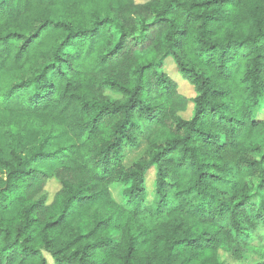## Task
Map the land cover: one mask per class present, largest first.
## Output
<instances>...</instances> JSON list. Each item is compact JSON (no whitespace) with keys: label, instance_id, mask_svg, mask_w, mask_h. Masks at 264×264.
Instances as JSON below:
<instances>
[{"label":"trees","instance_id":"1","mask_svg":"<svg viewBox=\"0 0 264 264\" xmlns=\"http://www.w3.org/2000/svg\"><path fill=\"white\" fill-rule=\"evenodd\" d=\"M262 107L264 0H0V264H264Z\"/></svg>","mask_w":264,"mask_h":264},{"label":"rangeland","instance_id":"2","mask_svg":"<svg viewBox=\"0 0 264 264\" xmlns=\"http://www.w3.org/2000/svg\"><path fill=\"white\" fill-rule=\"evenodd\" d=\"M164 69L171 72L172 70L175 69V67L173 64H169L168 67L164 65ZM172 77L176 80L178 84V91L182 95H184L188 99L194 96V89L192 85H190L188 82H186L184 79H182L178 75H174V76L172 75ZM192 108L193 107L191 106V104H189V108L187 109V111H185L183 116L190 117L192 115ZM257 117H260V118L264 117V107L260 108L257 111ZM142 149L143 147L140 146L138 149L130 150L126 157V163L127 164L131 163L134 159H136L139 156V153L142 151ZM153 177H154V172L153 170H151L149 171L148 176H147L148 184H151ZM59 187H60L59 183L56 180L51 179L47 182L45 188H46V191L48 192V195L51 197L59 189ZM151 188L152 187H150V189ZM149 197L151 198L152 194H149ZM47 259H48L49 264H53V261L51 260L49 256H47ZM218 260L222 264H252L253 262L258 260V257H256L253 254L246 253L240 258H234L233 256H231L230 251L223 248L218 254Z\"/></svg>","mask_w":264,"mask_h":264},{"label":"snow or ice","instance_id":"3","mask_svg":"<svg viewBox=\"0 0 264 264\" xmlns=\"http://www.w3.org/2000/svg\"><path fill=\"white\" fill-rule=\"evenodd\" d=\"M262 119H264V117H262Z\"/></svg>","mask_w":264,"mask_h":264}]
</instances>
